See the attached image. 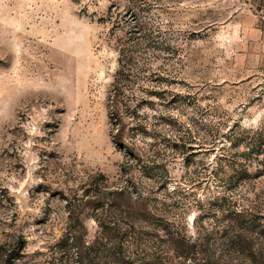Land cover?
Instances as JSON below:
<instances>
[{
    "label": "rangeland",
    "instance_id": "1",
    "mask_svg": "<svg viewBox=\"0 0 264 264\" xmlns=\"http://www.w3.org/2000/svg\"><path fill=\"white\" fill-rule=\"evenodd\" d=\"M117 77L123 107L147 93L168 119L178 152L150 175L123 171ZM17 237L13 264H264V0H0V243Z\"/></svg>",
    "mask_w": 264,
    "mask_h": 264
},
{
    "label": "trees",
    "instance_id": "2",
    "mask_svg": "<svg viewBox=\"0 0 264 264\" xmlns=\"http://www.w3.org/2000/svg\"><path fill=\"white\" fill-rule=\"evenodd\" d=\"M122 62V61H121ZM126 64L122 65L119 69V75L123 80H125L128 76L126 73ZM120 77H117L116 82L114 84L115 89L113 93L111 92L109 99L115 112H112L113 118L116 120L119 119V127H117V132L115 134V140L119 147L124 148L126 151V160L123 164V171H128L132 168L133 165L137 164L141 167L145 175H150L152 169L158 165L161 158L168 154V150L170 147H173L172 138L167 136L164 132V124L166 123L167 117H163L162 114L151 112V108L149 104L152 102L147 95H142L139 97L137 101V105L134 107L125 104L122 106L121 101V93L122 87L119 85ZM145 106V108H144ZM140 108H143L140 111ZM125 110V113L131 114L134 116L135 122L132 127L131 133L128 136L126 133V123L125 119L122 118V112ZM156 119V120H153ZM146 135H151L153 138L148 140ZM137 137L142 138L143 140L149 142L148 149L144 147H140L137 144ZM178 145H176L177 147ZM171 153L176 154L177 149L171 148ZM98 182H94L93 184H97ZM126 185L117 186L112 192H104L97 194H90L89 189H86L84 193H82L81 201L93 202L96 204L99 210L107 209L106 205L112 206V204L117 201V199L124 201L126 196L129 195V191L126 190ZM152 193H148L147 198L151 196ZM140 200L142 195L137 197ZM144 198V196H143ZM79 200V199H78ZM72 201H69L68 204H71ZM103 214V211L102 213ZM99 225L102 226L105 230V235L102 239L105 245H108L110 248H120L122 249L123 243L121 240L116 239L118 236V232L115 231V227H109L108 225L116 226V221L112 222L111 218H107L102 215L97 217ZM68 224L66 227V241L70 242L72 246H76L83 251H91L94 248V244H89L85 240V236L83 232H79L77 229V225L81 224L79 218H75L70 215L69 220H67ZM83 227L84 225L81 224ZM108 229V230H107ZM107 233V234H106ZM119 237V236H118ZM22 240L17 237L9 241H5L4 243H0V264H13L14 260L17 258L19 254L20 247L22 245ZM17 246V247H16ZM84 258V257H83ZM86 258V257H85ZM86 263H89V259L86 258ZM85 263V264H86Z\"/></svg>",
    "mask_w": 264,
    "mask_h": 264
}]
</instances>
